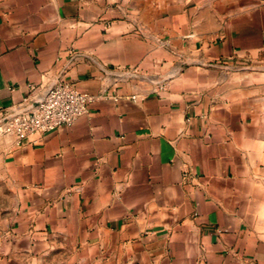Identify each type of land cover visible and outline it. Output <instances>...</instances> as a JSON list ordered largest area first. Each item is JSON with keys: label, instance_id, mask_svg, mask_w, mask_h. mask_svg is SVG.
Listing matches in <instances>:
<instances>
[{"label": "crops", "instance_id": "obj_1", "mask_svg": "<svg viewBox=\"0 0 264 264\" xmlns=\"http://www.w3.org/2000/svg\"><path fill=\"white\" fill-rule=\"evenodd\" d=\"M57 81L97 100L0 135V264H264V0H0V110Z\"/></svg>", "mask_w": 264, "mask_h": 264}, {"label": "built area", "instance_id": "obj_2", "mask_svg": "<svg viewBox=\"0 0 264 264\" xmlns=\"http://www.w3.org/2000/svg\"><path fill=\"white\" fill-rule=\"evenodd\" d=\"M103 76L112 83L145 79L136 69L103 70ZM96 100L68 82L57 81L38 97L27 96L1 109L0 135L11 137L17 145L35 144L45 133L72 127Z\"/></svg>", "mask_w": 264, "mask_h": 264}, {"label": "rangeland", "instance_id": "obj_3", "mask_svg": "<svg viewBox=\"0 0 264 264\" xmlns=\"http://www.w3.org/2000/svg\"><path fill=\"white\" fill-rule=\"evenodd\" d=\"M253 185L245 188V204L253 231L264 242V165L256 172Z\"/></svg>", "mask_w": 264, "mask_h": 264}]
</instances>
